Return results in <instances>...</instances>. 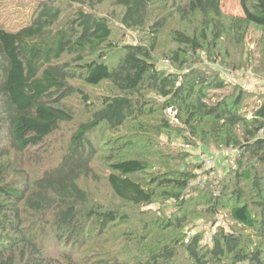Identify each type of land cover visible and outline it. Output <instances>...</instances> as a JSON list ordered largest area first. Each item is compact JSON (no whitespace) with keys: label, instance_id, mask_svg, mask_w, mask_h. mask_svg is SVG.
Instances as JSON below:
<instances>
[{"label":"trees","instance_id":"trees-1","mask_svg":"<svg viewBox=\"0 0 264 264\" xmlns=\"http://www.w3.org/2000/svg\"><path fill=\"white\" fill-rule=\"evenodd\" d=\"M105 1L39 0L27 25L16 31L0 25V264H123L105 252L91 255L99 256L94 262L74 253L76 248L88 252L83 249L96 233L101 237L117 224L139 227L136 242L156 233L152 247L147 242L131 251L142 255L140 264H176L182 253L187 264H264V94L253 100L256 93L232 85L226 70L205 65L201 54L227 65L231 47L245 41L251 26L264 29V0H241L243 17L226 16L222 0H112L121 9L117 27V16L97 13ZM175 15L188 23L199 19L200 34L198 27L171 26ZM129 33L135 34L132 43L125 42ZM165 37L176 48L158 54ZM165 61L172 69L160 65ZM74 80L91 87L109 81L117 94L104 97L78 124L57 164L31 173L27 153L76 120L66 100L75 95L90 100ZM145 91L160 99L147 98ZM213 93L219 96L209 102ZM169 109L178 111L180 126L162 115ZM144 116H161L158 135L178 137L185 147L232 148L222 179L206 177L194 186L202 163L189 150L172 155L173 167L162 163L156 170L143 156L130 155L137 144H119L125 137L99 145L91 137ZM158 139L149 140L156 145ZM100 153L106 155L117 203L97 202L80 184L96 176ZM160 189L176 204L170 217L151 209ZM193 202L216 218L210 235L204 228L192 233L197 228L189 227ZM221 211L234 225L220 224ZM126 236L130 244L133 236ZM54 238L72 245L73 253L62 260L47 254V240Z\"/></svg>","mask_w":264,"mask_h":264},{"label":"rangeland","instance_id":"rangeland-1","mask_svg":"<svg viewBox=\"0 0 264 264\" xmlns=\"http://www.w3.org/2000/svg\"><path fill=\"white\" fill-rule=\"evenodd\" d=\"M252 1L253 0H250V2ZM38 3L39 0H0V25L12 31H16L21 27L27 25L34 14ZM222 10L224 14L229 17L244 16L241 0H222ZM97 13L104 17H108L109 15L117 16V19L114 20V25L116 27L118 26L117 24L120 21L118 20V17L121 13V9L115 7L112 0H106L102 5H99L97 7ZM160 14H164V12ZM197 22H200V20L197 19L196 22L191 21L190 23L184 22L181 21L177 15H175L170 24L174 28H179L180 30H192L193 28L198 27L200 29L197 34L199 35L202 27L197 25ZM136 37L138 39L139 36ZM171 40L172 38L169 37L161 39L159 48L157 49L158 54L160 53L164 55L169 53L171 49L176 48V45L174 43H171ZM133 41H135V34L129 33L128 38H125V42L132 43ZM225 43H227V41L224 40L223 44ZM201 54L205 65H210V67H214L216 65V67L220 69H225L227 72V78L232 81V85L240 84L250 92L256 93V96L253 98V100H261L260 95L264 94V29H258L254 26H251L247 32L245 41L238 47H231V58H226L227 65H220L219 63L213 64L205 53ZM250 54L252 56L249 61L248 59ZM113 56L114 55H110L109 58L116 60V58H114ZM160 65H162L163 68L172 69V66H170V64H166V61L165 63H161ZM236 65H239L241 69H235L237 68ZM72 83L76 86H80L83 91H85L87 95H89L90 100H88V103H86L79 95H75L66 100V106L75 114L76 120L68 125H63L61 127V130L58 131L57 134H55L53 138L47 142L48 144L46 143L42 148L35 149L27 153L29 155L27 157V170L31 173L39 172L44 167H51L57 164L78 124L87 121L91 117L92 109L94 110L98 108V105L104 97L117 94V91L114 88L113 84L109 81H105L97 87L88 86L82 81L74 80L72 81ZM144 95L152 100L160 99L159 97L154 96L153 93L149 91H145ZM212 95L213 97L211 100H209V102H215L219 96L218 94L214 93ZM215 95L218 96L215 97ZM94 104L95 106H93ZM162 115L175 126H180L181 123L177 119L178 111L176 109H169ZM161 118V116L157 118L154 116H144L138 118L136 121H131L127 126L122 127L120 130L109 132L103 129L101 131H97L95 134H92L91 137L96 145L103 143L108 138L113 137V139H115L119 135L125 137L124 139H121L119 144H124L126 142L129 143V141L137 144L136 146H132V148L130 149V155L139 154L143 156V158L148 159L154 164L156 170L162 167V163L169 164L170 167H173L175 165L173 162L174 157L178 158V155L184 150H189L190 153L197 155L198 158L200 150L211 156L220 155L221 151H223H211L207 150L204 147H201V149H199L200 146L193 149H188L187 145L185 147L182 142H178V137H170L168 133L158 135V133L162 131V128L161 130L157 128V126H160V124L158 123H160ZM139 123L144 125L145 128L140 129L138 127ZM156 128L158 129V131ZM151 137L159 138L158 144L154 145L152 142L150 143L149 139ZM99 156L100 158L95 160L94 162L96 176L94 178H82L80 180V184L86 191H88L92 195V197L97 202L107 205L112 202L117 203L119 200L114 196L107 180L109 171L105 159L106 155L100 153ZM225 158H227L228 161L233 160V153L231 151H228L227 156L223 154L218 157L217 170L222 174L224 172V167H226V165L229 166V163L226 164L227 160ZM140 176H145V174ZM221 179L222 178H219L218 180ZM206 180L208 181L207 178ZM162 191V189L158 190L159 196L156 199L155 204L151 206V209L153 211H157V213L159 212V215L165 213L170 217L174 213H177L178 210L176 204L173 201L165 199V197L162 196ZM199 195L200 193H198L197 195V193L195 192L196 198L199 197ZM194 203L195 202H193L189 206L191 210L196 211L194 214H191L188 217L189 221L193 220L189 227L197 226V228L192 230L193 234L204 228L210 235L212 231H214L213 222L216 218L213 217L210 212H208L210 210L206 208V206L202 204L197 205V203ZM225 211H221L220 215L217 217V219L219 218L220 220V224L224 227L234 225L229 219H227ZM139 218L140 216L135 213L133 223L138 224ZM142 228L143 227L141 226V230H143ZM137 229L140 228L134 227L132 225L128 226L117 224L113 226L109 232L105 231V233L101 237H98V233H96L93 236L94 240L88 242V244L85 245V247L87 248L83 249H86L88 252L79 251V248H76L75 250L77 252H74L75 256L77 259H85L89 258L91 255H100L98 252H105L108 253L107 258H118L119 261L123 264H140L142 255L135 256V254H131V251L136 246L137 248H139L140 246L144 247L147 242H150V245L148 247H152V245H154L156 241V233L153 232L152 236L146 242H136L139 239V235H134L139 234L137 232ZM188 230L190 229L188 228ZM166 233H168L170 237L173 235V232L171 230ZM245 233L247 234L248 232ZM126 235L133 236V238L131 239L132 242L130 244H127ZM209 235L208 238L210 237ZM49 236L53 237L52 234H49ZM58 242V239L55 240V238L47 240V254L54 255L59 260H62V255L73 253L74 248H72V245L70 247H65L63 245H59ZM98 257L99 256H97L96 258L92 257L91 260H93V262L97 261ZM183 257H185V254L182 253L181 257L178 258L176 264H187L186 259L184 260ZM63 262L65 261H62V263Z\"/></svg>","mask_w":264,"mask_h":264},{"label":"built area","instance_id":"built-area-1","mask_svg":"<svg viewBox=\"0 0 264 264\" xmlns=\"http://www.w3.org/2000/svg\"><path fill=\"white\" fill-rule=\"evenodd\" d=\"M166 64H169V61H166ZM187 148L193 149L194 147L192 145H187ZM199 149H201V147ZM228 151H232V148L223 149V151H221L220 155L211 156V155H208L207 153L202 152V150H200L199 159L202 163V168L200 169V171L198 173V177L196 178L195 182L193 183L194 186L203 185L205 183L206 177L212 178V177L217 176L220 178L222 176V173L217 170L218 157L223 155V154L227 155Z\"/></svg>","mask_w":264,"mask_h":264}]
</instances>
